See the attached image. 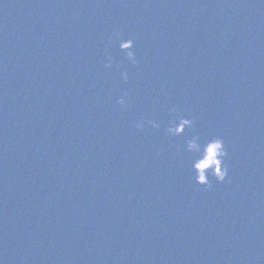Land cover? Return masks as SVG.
I'll return each instance as SVG.
<instances>
[{
	"label": "water",
	"instance_id": "1",
	"mask_svg": "<svg viewBox=\"0 0 264 264\" xmlns=\"http://www.w3.org/2000/svg\"><path fill=\"white\" fill-rule=\"evenodd\" d=\"M0 264H264V0H0Z\"/></svg>",
	"mask_w": 264,
	"mask_h": 264
},
{
	"label": "clouds",
	"instance_id": "2",
	"mask_svg": "<svg viewBox=\"0 0 264 264\" xmlns=\"http://www.w3.org/2000/svg\"><path fill=\"white\" fill-rule=\"evenodd\" d=\"M122 33L117 30L114 36H110L108 39L112 41L118 40L119 48L126 53L127 60L135 65L138 63L136 53L134 49V40L132 38H121ZM113 65V58L111 55H106L104 66L111 68ZM121 78L125 81L128 80L127 71H121ZM128 93L125 91L119 97L117 103L121 108L128 106L127 100ZM169 113H175V106H170ZM150 124L153 128H159L160 124L156 120L138 119L135 122V127L139 130H143L145 125ZM195 121L191 118L181 116L178 119L170 121L166 127L165 132L169 135H180L186 128H193ZM186 150L194 154V158L191 160V169L194 173L196 183L204 185L210 188L212 186L209 176H214L218 181H224L229 174L228 165L225 163V159L228 156V151L225 146L224 139L219 136H213L204 141H201L199 134L193 135L185 142Z\"/></svg>",
	"mask_w": 264,
	"mask_h": 264
}]
</instances>
